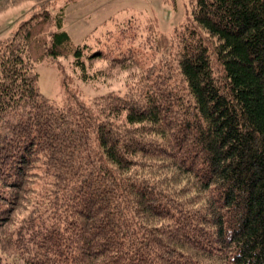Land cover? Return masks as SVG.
I'll use <instances>...</instances> for the list:
<instances>
[{
  "label": "trees",
  "instance_id": "1",
  "mask_svg": "<svg viewBox=\"0 0 264 264\" xmlns=\"http://www.w3.org/2000/svg\"><path fill=\"white\" fill-rule=\"evenodd\" d=\"M188 1L141 53L134 19L75 43L67 3L0 40V264H264V0ZM67 56L124 91L58 65L54 104L36 64Z\"/></svg>",
  "mask_w": 264,
  "mask_h": 264
},
{
  "label": "rangeland",
  "instance_id": "2",
  "mask_svg": "<svg viewBox=\"0 0 264 264\" xmlns=\"http://www.w3.org/2000/svg\"><path fill=\"white\" fill-rule=\"evenodd\" d=\"M66 3L64 30L75 43L93 46L97 38H104L107 31L117 28V24L134 19L133 22L142 28L136 31L131 23L129 33L134 37L127 40V48L140 53L147 35L143 31L145 22L152 19L158 30L170 36L185 21L189 9L188 0H0V40L9 37L23 21L41 8L46 7L54 13ZM70 62L71 57L67 56L36 64L38 89L54 104L64 105L67 101L62 84L63 73L58 65L73 76L72 90L86 103L110 91H124L125 72L117 74L115 71L85 83L79 79ZM101 65V61H96L95 66L100 68Z\"/></svg>",
  "mask_w": 264,
  "mask_h": 264
}]
</instances>
